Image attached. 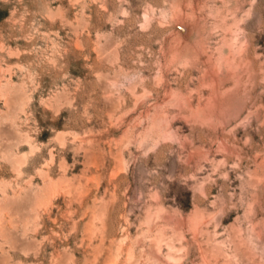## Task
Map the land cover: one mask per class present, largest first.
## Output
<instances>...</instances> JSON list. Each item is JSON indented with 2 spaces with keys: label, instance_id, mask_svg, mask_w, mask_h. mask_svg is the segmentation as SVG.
<instances>
[{
  "label": "rangeland",
  "instance_id": "374dc122",
  "mask_svg": "<svg viewBox=\"0 0 264 264\" xmlns=\"http://www.w3.org/2000/svg\"><path fill=\"white\" fill-rule=\"evenodd\" d=\"M0 264H264V0H0Z\"/></svg>",
  "mask_w": 264,
  "mask_h": 264
}]
</instances>
